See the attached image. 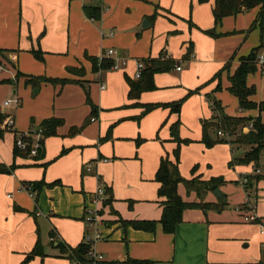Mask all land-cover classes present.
<instances>
[{"label": "crops", "instance_id": "0c3cea01", "mask_svg": "<svg viewBox=\"0 0 264 264\" xmlns=\"http://www.w3.org/2000/svg\"><path fill=\"white\" fill-rule=\"evenodd\" d=\"M189 4L195 5L191 18L193 24L203 30L211 28V20L214 22V0L202 4L198 0H0V50L3 51L0 55V120L5 116L15 119L14 132L5 131L0 136V164L10 166L14 162L17 165L11 174H0V264H21L38 240L44 257H36L27 264H76L61 255L58 256V251L54 249L56 243L52 244L54 239L50 234L53 231L55 239L74 248L85 241L87 236L93 237L85 235L88 231L86 225L94 235L95 230L99 233V239L93 241L92 251L101 256L102 262H123L129 258L148 260L155 264H262L263 243L260 244L258 252L243 253L239 244L232 245L227 242L232 235H229L224 226L238 224V221L247 224L244 217L248 215H253L259 221L255 207L241 209L239 206L237 213L234 212L238 221L233 218L234 213L228 214L226 211L217 214L215 211L187 209L182 214V222L171 235L165 234L158 223L154 232L134 229L124 224L160 220L162 207L158 203L159 184L155 182V173L160 159L169 157L168 152L173 153L177 144L172 140L169 128L170 145L166 151L156 147L148 160L144 161L142 153L144 150L147 153V149L137 148L139 153H136L132 143L123 142L136 134L140 137H152L158 130L163 116L154 110L149 117L152 118L149 128L144 125L134 127L133 124L122 122L133 112L128 110V105L132 107L147 98L145 93H141L135 100L128 98V80H133L125 74L123 80L122 70L129 67L128 53L133 49L130 46L134 43L133 34L137 31L144 32L155 28L157 50H165L168 47L172 53L179 44L182 50L187 42L181 43L182 35L177 36V29L184 30L187 25L185 21L177 19L187 16ZM84 6H100V20L91 21L85 17ZM251 11L258 13L259 9ZM153 15L156 17L154 21L151 18ZM168 18L176 22L168 23L165 21ZM188 36L191 38V34ZM113 47L117 48L118 57L125 60L126 64L117 71L98 69L96 72H99V75L96 74L91 59L96 60V66L102 60L110 62L106 58L100 59L106 49ZM187 50L188 58L191 46L186 48V52ZM33 52H38L41 60L35 59ZM158 56L156 61L171 63L169 67L172 68L175 66L167 55ZM137 62L139 61L136 60L131 65L133 74ZM238 65L239 62L233 72L228 74L224 88L217 89L219 92L224 89L229 93V77ZM1 66H5V69ZM16 72L27 74L20 82L33 75L49 80L66 79L71 84L61 88L54 87V94L59 91L58 98L54 100V110L51 109L50 103L42 105L41 100L33 101L34 110H30L26 108L25 103L21 102L19 106L22 83L16 87L11 82ZM261 77L264 79L263 75ZM101 85L104 89H101ZM247 85L251 87L248 77ZM85 87L88 88L93 103H88L89 106L85 104ZM43 89L48 95L51 94V86L42 85L41 90H37L34 96ZM231 96L236 100L240 111V116L232 117L244 118L248 110H240L237 99ZM250 99L257 103L254 96ZM9 100H15L18 105L12 102L4 106ZM92 106L100 111L99 115H94L101 120V127L97 131L93 124L91 130L85 129L75 137H68L64 128L58 127L57 135L44 140L43 156L32 162V165H28L24 158H13L15 134L19 132L26 135L31 130L27 126V119L31 114H34L36 119H30V123L35 124L37 128L51 116L63 119L67 126H77L88 113L93 116ZM103 110H110L112 114H102ZM251 111H255L254 116H257V110ZM208 118L210 117L198 119V127L193 135L185 131L180 132V140L187 143L179 148L178 167L181 176L186 180L198 178L206 181L205 174L198 171V167L203 170L204 166L212 164L219 170L211 174L225 175L226 166L244 154L245 149L232 147L228 143L206 148L201 142V122L212 119ZM114 123L117 124L108 135L107 128ZM164 136L167 137V134ZM96 141L97 153L93 149ZM238 151L241 152L240 155ZM96 154L99 163L94 169V175L102 179L104 191L108 196L106 204L112 210L109 221L104 223L105 230L102 228L103 233L97 228L103 223L99 221L100 212L95 226H89L85 219L86 201L89 203L99 184L94 183L90 177L80 181L78 176L80 165L87 160H93ZM138 155L142 159L139 160ZM188 155L191 156L190 159L187 158ZM131 158L140 162L139 173L137 164L135 169L129 172V162L126 161ZM109 159L112 160L111 163H107ZM170 159L173 160V157ZM188 168H191L189 174ZM255 169L257 170V165ZM246 178H238L237 175L227 177L229 182L245 181ZM139 180L151 190L147 195L138 193L136 188L144 190L141 186L137 187L141 185ZM54 181H57V186L43 187L35 196L29 195L23 188L28 183L43 182L47 185ZM222 187L221 185L218 188L227 201ZM177 192L184 202H200L195 193L187 194L182 184L178 185ZM203 202L218 201L211 192H207ZM247 202L246 199L241 206L247 205ZM131 204L135 209L129 213L126 205ZM243 228L255 232L250 225ZM241 237L239 238L242 241L248 238Z\"/></svg>", "mask_w": 264, "mask_h": 264}, {"label": "rangeland", "instance_id": "374dc122", "mask_svg": "<svg viewBox=\"0 0 264 264\" xmlns=\"http://www.w3.org/2000/svg\"><path fill=\"white\" fill-rule=\"evenodd\" d=\"M194 8V4H189L187 16L185 18L181 17L177 19L182 20L183 22L185 21V24L187 25L184 30L182 28L177 29L179 32L177 33V36L182 35L181 43L187 42V45L184 46L182 50H180L181 44H179L176 49H173L172 53L168 47L165 48V50H162V48L161 50H157V38L154 35L155 28H150L144 32L137 31L133 34L134 43L130 46L133 48L130 49L132 54L128 53L129 67L123 68L122 70L123 80H125L123 77V74H125L129 79L137 81L133 77L134 74L132 73L131 67V65L136 62V60L142 63L145 67L148 61H156L159 57L158 55L160 54L163 55V57L167 55V57L171 58L175 64L173 68L169 67L165 70L154 73V90L143 92L147 98L139 101L138 104H133L132 107L128 105V110L133 112H131L129 116H127V118L122 121L123 123L133 124L134 127H138V125H144L145 128H149L152 121V118L149 119V117L154 110L160 112L163 116V120L161 121L158 130L153 133L152 137H140L138 134H136L135 137L126 138L123 140V142L132 143L136 153L139 151V148L144 147L147 149V153L144 152L145 150L142 153L144 156V161L148 160L151 152H153L156 147H159L162 151H166L167 146L170 145V136L168 135V132L169 128H171L170 126H172L173 123L175 124L178 121L179 137L181 131H185L186 133L193 135L195 133V128L198 127V119L204 120L207 119V117L212 118L216 116L213 108L211 107L212 102L214 101L221 105L222 109L224 110L223 113L226 116H240V111L238 110L236 100L231 96V94L224 91V89H222L220 92L217 89L224 88V85L227 82L228 74L233 72L241 58L247 57L255 50H258L257 54L264 52V49L261 48V46L264 44V17L263 22L259 21L257 19L258 13L249 11L240 13L233 17H227V19L225 18L226 20L224 19L225 21L223 20L222 23L217 26L211 20V28L203 30L194 25L191 21L192 15L195 12ZM151 18L152 21L156 19L154 15ZM200 19L202 20V17H200ZM165 21L168 23L176 22V20H172L170 18L165 19ZM189 34H191V38L188 36ZM183 35H186V37ZM190 46L191 53L187 58L188 50L186 52V48L188 49ZM109 49L117 50V48L114 47ZM109 49H106V51ZM1 67L3 70L5 69V66ZM176 67H179L180 70L177 71ZM95 73L99 75V72ZM26 75L27 74H23L21 72H16L11 82H13L16 87L22 83L20 84L21 95L18 98L19 106L21 102L25 103L26 108L30 110H34L32 102L35 100H41L42 105L50 103L51 109L54 110V100H56L59 96V91L54 94V87L59 86L61 88L65 85L71 84V82L66 79L54 80V83L42 82L38 88L34 89L31 85H28L25 80L20 82L21 78L27 77ZM261 75L262 74L257 67L255 72L248 75V82L251 87H254L256 91L254 100L257 102V104L264 101V79L261 77ZM29 77L41 78L43 76L30 75ZM42 85L51 86V94L48 95V92L43 89L41 93L34 96V94H36L35 90H41ZM93 85L95 86L96 84L93 83ZM27 91L28 93L26 94ZM83 92L85 104L88 105L89 102V104H93L87 87H85ZM13 98L15 97L13 96ZM163 98H165V100H163ZM175 105L179 106L178 113L173 110ZM99 113L100 111L96 109V114L99 115ZM197 113L200 115H197ZM102 114H112V111L103 110ZM245 114L247 115L244 118H256L258 116V114L257 116H254L256 115V112L251 110H248L245 112ZM97 115L94 117V115L90 116V113H88L87 116H85L81 123L77 126H67L63 119L56 118L54 116H51L47 119L61 121L59 127L64 128L66 136L75 137L76 135L81 134L85 129L91 130L93 128V124H95V129L97 131L101 127V120ZM32 118L36 119L34 114H31L28 117L27 126L30 127L31 130H36L37 126L30 123V119ZM4 119L7 122L10 117L5 116ZM11 119L13 122L15 121L14 118ZM116 124L117 123H114L108 126V135L111 133L113 127ZM13 129L14 127L12 128V131L14 132L15 129ZM5 131L10 132L7 127L5 128ZM19 134V132L15 134V141H18ZM164 134H167V137H165ZM23 136L26 137L25 135ZM232 138L233 137H230V139ZM31 139L32 145L35 147L41 137L38 138L37 136L33 135ZM59 139H61V137H59ZM93 149H95L97 153L98 141H96L93 145ZM168 153L169 157L172 158V151ZM238 154L240 155L241 152L238 151ZM187 158L190 159L191 156L188 155ZM97 159L98 158L96 154V157L93 160H87L86 162L82 163L79 168L78 176L80 181L83 178H92L94 183L99 184L98 188L105 192V186L103 182H101L102 179L100 178V180L96 174L94 175V169L99 163ZM138 159L140 160L142 157L138 155ZM138 159L131 158L126 161L129 162V172H131L133 168L135 169L136 164L138 167V173L140 172V162ZM24 160L28 162V165H32V162L36 161L34 156L31 154L24 158ZM111 162L112 160L109 159L107 163ZM255 165H257L258 172L255 169ZM204 167L205 168L203 170L198 167V171L200 170V172L205 174L207 178L206 181H210L212 179L222 180V191L226 193L227 201L224 209L220 213L224 211H226L228 214H232L234 212L237 213L239 206L241 207V203L247 199L251 203L250 206H253V208L255 207L256 215L260 219L259 221L264 222V154L260 156V159L256 164L249 163L241 165L235 163L232 167H229V165L226 166L224 169L225 175L211 174L213 171L219 170L213 164L211 166ZM191 168H188L187 174L190 173ZM231 175H237L238 178L239 176L247 177L248 179L261 176L263 179L253 184L252 188L248 190L250 193V197H248L246 193L247 191L243 187L244 181L237 180L235 182H229L227 177H230ZM225 180H227V182ZM139 183L141 185H137V187L141 186L144 188V190L136 188L138 193L141 195H147L151 190L149 187L144 185V182L139 180ZM52 184H54V186L51 187L57 186V181L47 185ZM104 199V206L101 205L99 208V221L101 220L103 223L101 227H97L101 233H103L105 230L104 223L109 221V217L112 214V210L106 204L108 201V196L106 193H104ZM199 201L203 202V199ZM86 204L87 205L85 206L88 207V201H86ZM134 209V205H126L127 212L132 213ZM235 213L233 214V218L236 220ZM237 223L238 224H232L231 226L224 225L227 228L229 235H232V237L228 239L227 242L232 245L239 244L241 252L243 253L258 252L260 244H264V236L260 235L259 223H247L251 228H253L255 232L248 231L246 228H243L244 226L249 227V225L242 224L240 221ZM86 227L88 231L85 233V235L94 236V232H92L87 225ZM102 228H104L103 231ZM96 231L97 230H95V232ZM241 236H247L248 238L242 241ZM245 244L247 247H244ZM54 249L58 251V256H60L59 250L57 248ZM261 263L264 264L263 256H261Z\"/></svg>", "mask_w": 264, "mask_h": 264}, {"label": "trees", "instance_id": "16d2710c", "mask_svg": "<svg viewBox=\"0 0 264 264\" xmlns=\"http://www.w3.org/2000/svg\"><path fill=\"white\" fill-rule=\"evenodd\" d=\"M208 0H198L200 4L207 2ZM259 9L257 19L263 22L264 17V0H214L213 18L214 24L220 25L221 21L226 17H233L242 12L251 11L253 9ZM83 13L91 21H99L102 14V8L100 6H84ZM264 49V44L261 46ZM260 48V49H261ZM258 50L253 51L245 58L239 60V65L234 71L233 75L229 77V87L227 91L233 95L237 101L239 109L242 111L257 110L258 116L256 118H233L228 117L223 113L221 105L217 102H212L211 107L213 108L216 116L212 117L210 121H202V139L201 142L206 148H212L218 144L228 143L232 147L245 149L244 154L239 159H233L229 163V167L236 164H256L260 156L264 154V101L255 103L251 101V97L255 95L254 87L247 85V77L256 70V56ZM3 51L0 50V55ZM33 56L37 60H41V55L38 52H33ZM93 63V69L96 72L98 69L106 70L111 66V62L102 60L98 66L95 59H91ZM171 63H160L157 61H148L141 73V77L137 81L128 80V98L135 100L139 95L146 91L154 90L153 76L157 71L167 69ZM42 82L54 83V80H47L44 78H27L26 83L31 85L33 88H38ZM219 88V87H218ZM89 102V101H88ZM90 103V102H89ZM178 105H175L173 110L176 113L179 112ZM96 109L92 106L91 115H95ZM61 121L55 119L44 120L39 128L42 130L41 139L38 141V147L34 159L37 160L43 156V143L48 137L56 134V129L60 126ZM252 124V128L248 129V125ZM178 121L173 124L170 128V134L172 140L177 144L176 149L173 151L171 160L168 156L162 157L159 162L158 169L155 173V182L159 184L157 190V197L159 199V205L162 207V213L158 222L154 221H135V222H124L134 229L145 230L148 232H154L155 227L158 224L161 225L162 231L165 234H173L177 225L182 222V214L187 209H200L204 212L215 211L220 213L225 205L226 201L217 203H187L182 200L177 192V187L182 184L185 187L186 193H195L199 200H204V194L208 191L211 192V187L216 185L220 187L222 180L212 179L210 181H201L198 178L191 180L184 179L179 172V148L182 144L187 143L186 141L180 140L178 136ZM6 122L0 120V136L5 132ZM31 131V130H30ZM218 131L224 133L225 136H218ZM230 137H233L230 139ZM18 140L26 143L25 149H18L16 142L13 147V158L16 157L26 158L31 153L32 139L31 137H24L18 135ZM17 168L13 162L10 166L0 164V174L9 175ZM258 171V169H257ZM261 176L253 178H246L243 187L247 191V196L250 197L248 190L252 188L255 182L262 180ZM26 186L32 188L33 192L37 194L43 187H51L52 185H46L43 182L28 183ZM25 186V187H26ZM108 191V190H107ZM251 203L248 200L247 205H242L241 209H252ZM255 222H258L256 220ZM51 238H53L52 244L56 243V248L62 257H65L72 263L76 264H155L148 260H133L127 259L123 262H95L92 258V245L88 242H81L76 247L72 248L66 246L58 239H55L56 235L51 232ZM39 257L43 258V249L39 242H36L33 250L25 256L24 261L21 264H27L32 259Z\"/></svg>", "mask_w": 264, "mask_h": 264}, {"label": "built area", "instance_id": "2783aa9c", "mask_svg": "<svg viewBox=\"0 0 264 264\" xmlns=\"http://www.w3.org/2000/svg\"><path fill=\"white\" fill-rule=\"evenodd\" d=\"M103 57L110 60L111 66L109 67V69L111 71L120 70L126 64L125 60L118 57L116 50H111V49L107 50L106 52H104ZM103 57L100 60H102ZM255 65L260 70V73L264 76V52L257 54ZM143 70H144V65L140 62H137L136 70H135L134 76H133L134 79L139 80ZM176 70L179 71L180 68L176 67ZM101 89H104L103 85H101ZM12 102H14L16 105H18V103L15 100L14 101L9 100V101H6L4 103V106L10 105ZM13 124H14V122L10 118L6 122L7 129L12 130ZM247 128L251 129L252 124H249ZM217 134L220 137L225 136L224 133L221 131H218ZM33 135L40 138L42 136V130L40 128H37L36 130H31L25 136L32 138ZM16 146L18 149L22 150V149L26 148V143L24 141L18 140L16 142ZM37 147H38V143L35 145V147H33V145H32L31 153H30L32 156L36 155ZM23 188L26 190L27 193H29V195L35 196V192H33L31 187L26 186ZM104 193L105 192H103V190L98 188L97 191L93 194V196L89 200L88 207L85 208V219H86V222L89 224V226H94V224L97 222L99 208L101 207V205H104V203H105ZM255 221H256V219L253 217V215H248V216L244 217V222H246V223L255 222ZM258 223H259L260 234L264 235V222L258 221ZM99 237H100L99 233L96 231L95 235L93 237L87 236L85 238V242L91 243V245H92L93 241L98 240ZM262 250L264 252V244L262 245ZM91 256L95 262H97V263L102 262L101 256L95 254L93 251H92Z\"/></svg>", "mask_w": 264, "mask_h": 264}, {"label": "water", "instance_id": "95a60500", "mask_svg": "<svg viewBox=\"0 0 264 264\" xmlns=\"http://www.w3.org/2000/svg\"><path fill=\"white\" fill-rule=\"evenodd\" d=\"M36 92L37 90H35V93ZM211 193L218 201H221V202L225 201V195L220 191V189L216 185H213L211 187Z\"/></svg>", "mask_w": 264, "mask_h": 264}]
</instances>
